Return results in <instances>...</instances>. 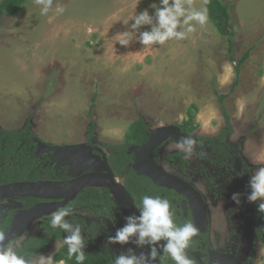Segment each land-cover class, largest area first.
Wrapping results in <instances>:
<instances>
[{
  "label": "rangeland",
  "instance_id": "374dc122",
  "mask_svg": "<svg viewBox=\"0 0 264 264\" xmlns=\"http://www.w3.org/2000/svg\"><path fill=\"white\" fill-rule=\"evenodd\" d=\"M67 1L72 2L69 5L74 4V7L76 6L77 9L81 8L85 10L83 13L84 17L81 21L83 23L77 21L78 24L84 26L85 46L90 49H95L100 46L103 43V36L99 37L100 33H96V30H100L101 32L107 30V13L103 15L104 18L96 15L98 19L95 17L96 20L93 23L92 18L94 14L92 15L89 10L92 0ZM143 1H146V3H143L145 8H149L152 5H160V0H153V2L152 0ZM155 1H157V3ZM207 1L208 0H183L184 6L189 9V11L206 9L207 22L201 26L193 21L192 23L195 25V30L188 33L184 39H171L164 45H151L154 46V51L148 50L149 59L147 63L148 66L151 65L154 59L153 55L155 53L158 55L160 51L171 49L176 53V51L186 47V44H190V47H192V45L194 46L195 67L194 70L190 68L192 69V74H194L189 78L188 85L179 83L174 84L173 88L171 86L167 88L180 92L178 93L180 102L166 107L165 110L174 115L178 114L180 118L177 122L181 124L186 119L192 117V125L195 127L193 132L198 135H209L207 133L211 131L215 133V130L226 127V120L223 115L219 95H227L222 102L233 125V132L228 136V141L235 148L242 145V158L251 168V172H246L245 174V176L248 177L260 166L253 163V161L258 156H264V0H223L230 5L233 24L236 30L231 38L232 41H230L229 36L219 32L215 22L210 18L207 9ZM49 2L50 6L54 8V6L65 4L66 0H27L25 4H22L20 11L24 7V11L26 12L40 11L46 5H49ZM134 6L135 5L132 4V7ZM149 13L154 15L155 10L149 11ZM135 14L133 10L130 19H132ZM71 22L75 23L76 21ZM131 23H133V21H129V30ZM11 25H14L16 28H22V30H24L23 28L29 27V25L22 23V20H14L10 26ZM96 25L97 27H95ZM3 26H5V23L0 22V27ZM142 27L144 28L142 31H150L152 26L145 25ZM180 30L182 29L178 28V31ZM135 41H137V39L133 40V42ZM248 50H250V55L241 65L238 83L236 87L232 89V83L237 75L235 65ZM5 54L7 53L0 52V77L7 85H14L17 89H22L29 80H33V83L36 84V77L33 74L32 67H23L15 61L12 62V60L5 58L7 57ZM11 54L14 55L13 53ZM86 55L89 54H85V57ZM233 59L235 61H233ZM175 69L176 68H174V70ZM161 71H164L166 75L171 70L165 67V69ZM157 72L159 73L158 75L161 74L159 71ZM43 75L44 74L41 75L39 80L40 83L44 81ZM84 76H90V69H88V73ZM84 82H86V80H84ZM154 85L156 93L147 90L145 92L147 98L151 99L153 96L159 98L168 93L166 87H163L165 85ZM85 86L88 89L85 91V100H88L87 98L92 95L89 89L93 90L91 82L88 80ZM53 87V78L46 81L45 89H43V96H49L53 91ZM187 87L189 94H187ZM6 97L7 99L4 98L6 101H2V105H9V101L13 107L18 104L15 96L8 95ZM4 108L7 109V107ZM19 108L22 109V105ZM95 108L96 106H94V109ZM89 109H92V104ZM94 109L92 110L93 113ZM90 110H87L89 111L87 117L93 115V113L90 115ZM13 111L11 110L10 113L5 116L0 108V119H3L2 116L8 117V119L15 117ZM20 112L21 111H19V113ZM28 116V114L18 115V117H16L17 121L14 122V124L5 121H1L0 124L5 129L22 128ZM182 116H184L183 119ZM162 120L161 117H157L156 120H151L149 123L151 125V130L153 131L160 126L172 123L169 120ZM90 124L89 122L88 125L90 126ZM131 128L132 126L130 127L129 123V126L124 132H129ZM104 136L105 135L102 134V142L98 144H100L109 155L110 152L104 143L112 141ZM47 144L56 145L51 142H47ZM179 151L180 150L175 148L174 141H168L160 149L158 156L161 157L162 160H165L170 153ZM183 154L185 156V153ZM188 161L190 164L185 169L180 166H172V163L168 161L163 164L170 172H175L188 178L190 182L201 190L207 199L210 213L209 236L213 248L219 251L237 253L248 207L246 183L244 181L245 176H238L235 169L229 164L217 165L211 163L209 160L205 159L201 153L196 151L188 158ZM120 180L124 181V178L120 177ZM234 193H241V203L239 205L232 199ZM21 204L22 203L17 198L0 200V209H3V215H0V217L4 216L7 209L21 207ZM187 210V206L184 205V212L187 213ZM71 215L79 216L86 221L85 227L82 228V235L85 237L86 241H89L87 242L88 247H92V240L99 243L104 234L108 233V235L114 236L119 228V222H114L108 217L93 215L83 209H77L72 212ZM39 223L40 221H37L33 228L16 242L13 249L15 246H21L28 237L37 235V233L40 232ZM90 224L100 225V229L95 233H90L87 230ZM61 245L62 241L59 240L43 254L55 255ZM112 246L115 248L117 255L128 254V249L131 248L129 243L125 245L117 243L112 244ZM252 258L258 264H264V243L260 240H258L257 246L252 253ZM57 262H59V264H67L65 261Z\"/></svg>",
  "mask_w": 264,
  "mask_h": 264
},
{
  "label": "crops",
  "instance_id": "0c3cea01",
  "mask_svg": "<svg viewBox=\"0 0 264 264\" xmlns=\"http://www.w3.org/2000/svg\"><path fill=\"white\" fill-rule=\"evenodd\" d=\"M26 2L27 0L23 4ZM71 3L66 0L61 6H49L46 13L43 12L44 8L26 12L24 7L17 14L3 15L1 23L4 22L5 26L0 27V52L7 53V57H4L12 62L32 67L36 84L29 80L24 88L17 89L14 85H7L0 77V108L5 116L13 109L15 115L9 119L2 116L0 123L5 121L14 124L18 115L28 114L25 125L30 120L32 130L40 139L46 143L69 145L89 143L88 124L94 122L93 143L100 145L98 143L102 142L103 134L112 141L104 143L106 147L108 144H123L128 133L124 131L129 123L131 127L141 116L147 123L157 117H161L162 121L179 123V115H174L165 108L180 102V92L167 88H173L174 84L179 83L188 85L189 78L194 74V46L186 44V47L176 53L171 49L160 51L158 55L155 53L153 62L148 66V50L154 51V46L145 47L138 39L126 46L121 45L116 41V36L129 31V23L124 22L131 21L133 10L139 14L146 9L154 11L155 8H145L143 3L146 1L143 0H92L89 9L94 14L92 22L98 17L104 18L103 15L107 13L108 28L105 32L96 30V33H100L99 37L103 36V43L90 49L85 46L84 26L77 22L82 21L85 10L77 9L74 4L69 5ZM132 4L135 6L132 7ZM14 20H22L29 27L22 30L14 25L10 26ZM143 29L141 27L139 31L142 32ZM87 53L89 55L85 57ZM165 67L171 70L166 75L161 71ZM88 69L90 76L85 77ZM157 71L161 74L158 75ZM42 74L44 81L40 83ZM52 78L53 91L44 97L46 81ZM88 80L93 90L89 89L92 95L85 100V91L88 90L85 83ZM154 84L165 85L163 87H166L168 93L159 98H147V90L156 93ZM8 95L16 97V106L13 107L10 101L9 105H2ZM94 97L96 108L93 115L87 117V110H90ZM0 128L5 129L1 124ZM220 131L221 128L215 130V133L211 131L207 134L216 136Z\"/></svg>",
  "mask_w": 264,
  "mask_h": 264
},
{
  "label": "trees",
  "instance_id": "16d2710c",
  "mask_svg": "<svg viewBox=\"0 0 264 264\" xmlns=\"http://www.w3.org/2000/svg\"><path fill=\"white\" fill-rule=\"evenodd\" d=\"M26 0H1L0 1V22L5 13L17 14L20 11L22 4ZM207 9L210 18L215 22L219 32L223 35L229 36L230 41L235 33L233 18L230 11V5L223 0H208ZM232 47V42H231ZM250 50L245 52L241 59L235 65L236 77L232 83L234 89L238 83L241 65L248 59ZM233 61H235L233 59ZM227 95L220 94L223 115L226 120V127L222 128L216 136L200 135L199 144L203 146L199 152L204 158L213 164L217 165H231L235 158L242 159L243 167L240 176H245L246 172H251V168L242 158V145L235 148L229 141L228 136L233 132V125L230 116L223 106V100ZM92 110L94 109L95 97L93 98ZM184 132L192 133L195 127L192 125V117L186 119L180 124ZM151 125L141 116L137 122L133 123L132 128L127 133L123 144H108L109 162L118 177H123L125 186L134 196L137 206L141 202L144 195L159 196L170 201V210L174 212V222L177 225H182L186 222L194 224L191 209L189 207L188 215L182 213V201L185 198L174 190L164 187H159L153 181L138 173L132 168L134 156L128 154V149L132 145H139L146 142L151 134ZM95 137V124L91 122L88 129V138L92 140ZM39 137L32 130L30 120L22 129H1L0 128V185L17 182V181H38L41 179L63 180L67 179L66 170L58 166L57 163H52L49 156L37 155L36 149L39 142ZM168 162L173 166H186L189 161L185 159L183 152H173L166 157ZM251 175L244 178L246 183L249 182ZM20 200L25 204V207H30L36 201L40 200L35 197L23 196ZM176 200V203H173ZM189 206V205H188ZM65 208L72 209L74 212L77 209H83L86 212L96 214L99 216H109L115 222H119V228L126 224L125 216L122 213L116 200H114L110 191L104 187H88L80 192L75 200L70 202ZM15 209L9 211V215L0 223V232L7 231L12 223ZM66 219L73 224H78L81 229L85 227L86 221L76 215H70ZM100 229V225L90 224L87 230L90 233H95ZM83 230V229H82ZM256 243L258 240L264 243V214L257 211L256 215ZM63 231L61 229H52L50 227V217L45 218L40 223V233L36 236L29 237L21 246H15L14 251L19 255L30 258L37 254L47 252L56 241L62 238ZM110 235L104 234L100 242L92 240V247L87 246L85 240V259L82 264H112L114 257L117 255L112 244H108L107 240ZM166 241H159L155 245L162 255L157 258L158 264H175V262L168 255H163L161 246ZM15 245V241L10 243ZM256 245V244H255ZM150 252V247L147 245ZM210 242L208 234H199L191 239L186 253L193 261V264H200L193 254L195 251L208 252L210 249ZM56 261H65L67 264H78L75 257L69 258L67 253V245L62 244L59 250L55 253ZM205 264H213L209 256L203 257Z\"/></svg>",
  "mask_w": 264,
  "mask_h": 264
},
{
  "label": "water",
  "instance_id": "95a60500",
  "mask_svg": "<svg viewBox=\"0 0 264 264\" xmlns=\"http://www.w3.org/2000/svg\"><path fill=\"white\" fill-rule=\"evenodd\" d=\"M182 137H190L195 141L194 150L202 148L196 133H186L177 123H171L153 130L146 142L130 146L128 154L134 155L132 164L134 170L149 177L155 185L176 191L188 201L195 226L198 229L197 232L206 233L209 230V211L203 194L191 182L166 170L163 165L158 163L154 155L157 147L164 142L169 139L177 142ZM43 153H51V160L58 165L68 166L70 179L17 181L0 185V200L23 196L60 200L58 202H40L32 208L17 210L10 230L4 233L6 236L5 244L10 245L12 240L23 237L35 222L44 217H49L52 212L62 207L64 208L75 200L82 190L88 187L107 188L121 209L118 200L124 204L127 213L123 209L122 211L126 222L127 217L140 215L134 196L127 189L124 181H121L120 177L115 174L109 162L108 154L103 147L86 143L49 145L40 142L37 154ZM235 169L239 172L242 170L240 158H236ZM246 191H250L248 184ZM256 214L257 205L248 202L238 253L235 255L211 250V257L217 261V264H243L249 259L257 236ZM135 240L136 237H133L129 242L134 254L137 256L141 253L147 255L149 253L147 244L137 246ZM149 264L158 263L150 260Z\"/></svg>",
  "mask_w": 264,
  "mask_h": 264
},
{
  "label": "clouds",
  "instance_id": "9594fccd",
  "mask_svg": "<svg viewBox=\"0 0 264 264\" xmlns=\"http://www.w3.org/2000/svg\"><path fill=\"white\" fill-rule=\"evenodd\" d=\"M46 5L43 12H47ZM155 8L154 15L146 9L139 14H135L131 21L130 30L117 35L116 41L121 45H128L132 40L138 41L145 47L149 45H164L171 39H184L188 33L195 30L196 24L203 26L207 22V10L189 11L183 0H160V5H152ZM62 11V9H60ZM128 24L129 22H124ZM150 25V31H142V26ZM178 28L182 29L178 31ZM137 32L139 35L137 36ZM195 141L190 137H182L175 143V148L185 153V159L192 156ZM253 163L260 165L251 175L246 193L249 203L257 205V211L264 214V156H258ZM241 193H234L233 201L238 205L241 203ZM140 211L139 216L127 217V222L122 228H118L114 236H109L108 244H128L133 237H136L137 246L149 245L150 252L139 256L134 254L133 249H128V254L116 255L112 264H149V261H156L162 255L155 246L159 241H166L161 246L163 255H168L175 264H193L189 259L186 249L189 247L191 239L196 235L198 229L191 223L186 222L177 225L174 222V212L170 210V201L159 196L144 195L137 206ZM72 214L70 208H60L50 214V227L61 229L68 235L63 238V244L67 245L68 257H75L78 264H82L85 259V237L82 235L81 226L70 223L66 217ZM3 215V209H0ZM6 236L0 232V264H59L54 258V254H37L30 258L19 255L13 250L11 245L4 243Z\"/></svg>",
  "mask_w": 264,
  "mask_h": 264
},
{
  "label": "flooded vegetation",
  "instance_id": "af4514ba",
  "mask_svg": "<svg viewBox=\"0 0 264 264\" xmlns=\"http://www.w3.org/2000/svg\"><path fill=\"white\" fill-rule=\"evenodd\" d=\"M179 126H180V124L181 123H177ZM181 127V126H180ZM182 129V128H181ZM182 131H183V129H182ZM187 133V132H186ZM192 133H194V132H192ZM197 134V133H196ZM198 135V134H197ZM200 135H198V137H199ZM40 139V138H39ZM168 141H173L172 139H169ZM168 141H166V142H164L162 145H160L159 147H157V149L155 150V152H154V155H155V158H156V160L158 161V163H160L161 165H163L164 166V162H166L167 160H166V158H165V160L163 159H161V157H159L158 156V153H159V151H160V149L163 147V145L165 144V143H167ZM40 142H44V141H42V139H40L39 140V142H38V145H39V143ZM175 142V141H174ZM198 142H199V138H198ZM46 143V142H45ZM176 143V142H175ZM47 144V143H46ZM86 144H90V145H97V144H94L93 143V139L92 140H89V143H86ZM97 146H100V145H97ZM102 147V146H101ZM202 148H204L203 146H202ZM202 148H200V149H198V150H194V152L196 151V152H198V153H201V152H199ZM37 149H38V146H37ZM37 149H36V154H37ZM37 155H47V156H49V158H50V161L52 162V163H56V162H53L52 160H51V153H43V154H37ZM134 156V155H133ZM108 158H109V155H108ZM237 158H239V157H237ZM206 159V158H205ZM241 159V158H240ZM188 160V159H187ZM133 161H134V159H133ZM241 161H242V159H241ZM133 164V163H132ZM189 164H190V162H189ZM188 164V165H189ZM235 164H236V158L234 159V161H233V169H235ZM58 165V164H57ZM188 165H186V166H182V165H179L181 168H183V169H185V168H187V166ZM58 166H60V165H58ZM173 166V165H172ZM60 167H62L63 169H65L66 170V176H67V179H63V180H68V179H70V177L68 176V170H69V167L68 166H60ZM165 167V166H164ZM177 167V166H176ZM242 167H243V163H242ZM133 168V167H132ZM166 168V167H165ZM166 170H168L167 168H166ZM136 171V170H135ZM169 171V170H168ZM235 171H236V173H237V175L239 176V173L240 172H242V170L239 172V171H237L236 169H235ZM170 172V171H169ZM139 173V172H138ZM171 173H175V172H171ZM175 174H177V173H175ZM177 175H180V174H177ZM181 177H183L184 179H186L187 181H189V179L188 178H186V177H184V176H182V175H180ZM41 180H52V179H41ZM190 182V181H189ZM125 183V182H124ZM192 183V182H191ZM246 183V182H245ZM193 184V183H192ZM248 183H246L245 184V186L247 185ZM194 185V184H193ZM197 187V186H196ZM165 188V187H164ZM171 190V189H170ZM200 190V189H199ZM201 191V190H200ZM202 193V192H201ZM203 194V193H202ZM203 196H204V194H203ZM10 198H17L22 204H21V207H17V208H13V209H15L16 211L17 210H19V209H29V208H32V207H34L35 205H37L38 203H40V202H45V201H54V202H58V201H60V200H58V199H48V198H38V199H40V200H38V201H36L35 203H33V205H31L30 207H25V204L20 200V197H10ZM35 198H37V197H35ZM114 198V197H113ZM204 198H205V196H204ZM5 199H8V198H5ZM3 200V199H2ZM115 200V199H114ZM205 200L207 201V199L205 198ZM136 201V200H135ZM173 203H176V200H173ZM137 204V203H136ZM207 204H208V202H207ZM184 205H186L187 206V209L189 210V207H190V205H189V203H188V201L185 199V200H183L182 201V213H184V215L185 216H187L188 215V210H187V213L186 212H184ZM189 205V206H188ZM66 207V206H65ZM64 207V208H65ZM120 207V206H119ZM121 209V208H120ZM11 209H7L6 210V213L4 214V216L3 217H0V223H3L4 222V220L7 218V216L9 215V211H10ZM122 210V209H121ZM16 211H15V213H16ZM208 211H209V207H208ZM192 212V211H191ZM15 213H14V215H15ZM122 213H123V211H122ZM93 215H96V214H93ZM123 215H124V213H123ZM257 215V214H256ZM96 216H99V215H96ZM193 216V215H192ZM50 217V216H49ZM49 217H44V218H42V219H40V220H38V221H40V223H41V221L43 220V219H45V218H49ZM102 217H108L110 220H112V221H114L111 217H109V216H102ZM13 219H14V216H13ZM245 221V220H244ZM12 222H13V220H12ZM115 222V221H114ZM37 222H35L34 223V225L36 224ZM40 223H39V230H40ZM12 224V223H11ZM33 225V226H34ZM194 225H195V223H194ZM33 226L29 229V230H27V232L28 231H30L32 228H33ZM10 227H11V225L9 226V228H8V230L7 231H4V232H2V233H7L9 230H10ZM243 230H244V228H243ZM209 231H210V213H209V230H208V232H206V233H199V234H208V238H209V242H210V249H209V251L208 252H204V251H195V252H193V254L196 256V258H197V260H198V262L200 263V264H205V262H204V259H203V257L204 256H209L210 257V259H211V261H212V263L213 264H217V261L214 259V258H212L211 257V254H210V252H211V250H216V251H218V252H222V253H230V254H237L238 253V251H237V253H231V252H225V251H219V250H217V249H215V248H213V246H212V243H211V239H210V236H209ZM26 232V233H27ZM25 233V234H26ZM40 233V232H39ZM39 233H37V235L39 234ZM24 234V235H25ZM66 234V236L68 235L66 232H63V234H62V238L60 239V241H62V244H63V238H64V235ZM34 236H36V235H34ZM30 237H33V236H30ZM22 238V237H21ZM29 238V237H28ZM27 238V239H28ZM241 238H242V236H241ZM20 238H17V239H14V240H12L11 242H14L15 241V244H16V242L19 240ZM59 241V240H58ZM10 242V243H11ZM57 242V241H56ZM55 242V243H56ZM241 242V241H240ZM258 243V242H257ZM257 243L255 242V244L256 245H254V248H253V250H252V253L254 252V250H255V248H256V246H257ZM62 246V245H61ZM13 247V246H12ZM239 249V248H238ZM252 253H251V256L249 257V259L247 260V261H245L243 264H258L253 258H252Z\"/></svg>",
  "mask_w": 264,
  "mask_h": 264
},
{
  "label": "bare ground",
  "instance_id": "6f19581e",
  "mask_svg": "<svg viewBox=\"0 0 264 264\" xmlns=\"http://www.w3.org/2000/svg\"><path fill=\"white\" fill-rule=\"evenodd\" d=\"M118 202H119V204L121 205V207H122V209L124 210V212L127 213V210H126L124 204H123L120 200H118Z\"/></svg>",
  "mask_w": 264,
  "mask_h": 264
}]
</instances>
